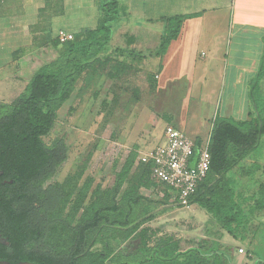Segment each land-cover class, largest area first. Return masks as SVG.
Here are the masks:
<instances>
[{"label":"trees","instance_id":"obj_1","mask_svg":"<svg viewBox=\"0 0 264 264\" xmlns=\"http://www.w3.org/2000/svg\"><path fill=\"white\" fill-rule=\"evenodd\" d=\"M99 9L95 28L74 33L64 43L49 38L56 57L34 72L11 104L0 105V180L6 181L5 198L19 203L18 212L10 213L20 216L17 229L40 232L50 264H233L235 248L221 243V234L212 237L205 231L194 241H183L174 235L156 236L157 230L147 226L150 201L142 190H163L165 203L169 194L151 179L153 165L138 159L136 146L127 151L119 169L113 164L109 187H92L88 179L79 184L84 164L62 181L56 179L67 159L66 145L58 139L47 146L42 138L53 128L57 111L81 76L96 66L111 64L120 72L133 62L163 55L178 36L182 22L190 18H161L163 31L157 48L141 53L109 46L115 24L124 17L120 0H100ZM263 77L264 46L249 93L253 105L250 119H214L208 142L210 168L189 200L190 206L197 205L230 236L249 223L240 203L242 196L235 191L228 172L264 136V101L257 87ZM257 194L253 214L264 209V186ZM111 241L118 242L116 249ZM252 264H264V260L255 256Z\"/></svg>","mask_w":264,"mask_h":264},{"label":"rangeland","instance_id":"obj_2","mask_svg":"<svg viewBox=\"0 0 264 264\" xmlns=\"http://www.w3.org/2000/svg\"><path fill=\"white\" fill-rule=\"evenodd\" d=\"M37 1L41 2V6L49 4V9L53 13L52 20L50 11L43 10L42 12V17L47 14L48 19L45 24L39 26L48 28V31H37V42H40L41 36L47 33L49 37H52L56 33L55 29L62 26V18L56 17H60L58 15L62 11L63 0ZM70 18L72 22L76 23L78 15L72 14ZM69 27L77 29L80 25L69 24ZM83 27V29L85 27L92 28L88 24ZM114 27L115 31L109 46L131 49L133 41H129L130 36H128L131 32L119 23ZM142 33L143 31L135 33L137 43L143 45L144 42V46L149 43L152 48L158 39L156 30L152 34L147 32L144 35L145 38H141ZM151 35L152 37H150ZM151 48L136 46L134 50L140 49L141 52L146 53L154 50ZM34 51L36 53L33 58H30L31 64L27 63L25 70L18 75L19 78L13 77L17 73L14 72V69L2 72L5 63L0 59V73L2 74L0 105H9L23 91L25 83L27 85L29 82L31 72L52 61L57 54L56 49L50 45L37 46L32 48V52ZM151 60L153 59L146 58L133 62L130 64V68L120 72H115L111 68V64L103 68L96 66L93 70L84 73L77 81L74 92L57 111L53 128L48 135L42 138L47 146H51L58 139H62L66 145L67 159L61 165L56 177L59 182L79 171L81 165L84 164L85 171L79 184L88 179L92 181V187L96 185H100L102 188L111 186L113 164L115 163L116 169H119L127 151L132 146L137 147L139 158L142 153L149 152L163 143L162 130L169 124H174L182 129L183 123L185 135L191 140L195 139L197 133H200L199 140L207 137L210 132L209 125H211L209 120L212 118L214 110L210 112V119L204 121L208 109H203L199 105L196 91L189 96V101L185 90L180 85L177 88L169 85L159 91L156 61ZM2 92H4V99ZM258 92L264 101V80ZM218 98L220 101L221 96L218 95L216 99ZM248 118L247 115L246 119ZM251 153L253 154L252 158L264 163V136L258 140L257 146ZM238 173V170L235 169L231 170L229 175L236 178ZM255 179L264 181V171L256 174L253 180ZM246 181L240 183L242 189L238 190L242 196L240 198L242 209L251 222L243 223L238 230L244 233L245 238L255 237V243L251 248L243 246L242 252H239V248L237 249L238 259L243 264L252 258L249 255L250 249L254 256L264 260V209L252 213L251 209H256L255 201L259 198L257 194L259 189L256 188L255 182L252 185H246ZM142 194L147 196L150 201L146 212L151 215V220L147 226L157 230L156 236L174 235L183 241H194L204 236L205 231L209 232L212 237L221 234L222 238L225 235L226 231L219 229L197 205L185 208L165 203L158 190L153 187L142 190ZM111 245L116 249L119 244L117 241H111ZM124 246L127 245H123L122 248ZM128 247L130 248V245Z\"/></svg>","mask_w":264,"mask_h":264},{"label":"crops","instance_id":"obj_3","mask_svg":"<svg viewBox=\"0 0 264 264\" xmlns=\"http://www.w3.org/2000/svg\"><path fill=\"white\" fill-rule=\"evenodd\" d=\"M99 2L100 0H63L62 11L58 15L60 17H56L62 18V26L55 29L56 33L52 37L46 33L37 42V31H48V28L39 26L48 19L47 14L46 19L42 17L43 10L50 11V18L53 20L49 4L41 6V2L37 0H0V59L5 63L1 71L14 69L17 73L13 77L19 78L18 75L25 70L27 63L31 64L30 58L36 53L32 52V48L51 46L48 40L57 38L58 32H64L70 40L72 34L84 30L83 26L87 24L92 28L85 29L95 28L101 14ZM120 7L124 17L119 24L131 32L128 35L129 41L134 42H131L133 49L129 50H134L136 46L151 48L149 43L145 46L144 42L143 45L138 44L135 33L143 31L141 38H145L147 32L152 34L156 30L158 39L151 48L155 50L163 31L161 18L190 16L182 22L178 36L170 42L163 55L148 57L153 59L151 61H156L159 91L169 85L174 88L180 85L185 90L188 101L189 96L196 91L199 105L208 109L204 121L210 119V112L214 110L209 120L211 125L216 117L236 122L248 121L251 110L253 111L249 98L250 88L257 75L264 46V0H120ZM72 14L78 15L76 23L80 27L77 29L69 27V24H76L71 21ZM137 52H141L140 49ZM1 77L0 73V80ZM263 80L264 77L258 81V90L261 89ZM218 95L221 96L220 101L219 98L216 99ZM169 125L185 134L183 123L182 129L174 124ZM199 134H195L192 141L196 144L209 142L210 132L205 139L200 140ZM251 152L231 169L238 170L239 178L231 177V171L228 172L238 193V189H242L240 183L246 180V185L255 182L258 189L264 186V181L253 180L256 174L264 171V163L252 158ZM254 238H245L244 233L238 230L235 236L225 232L220 242L235 248L233 264H243L238 259L237 249L243 246L251 248L255 243ZM249 252L252 258L246 264H252L255 259L252 249Z\"/></svg>","mask_w":264,"mask_h":264},{"label":"built area","instance_id":"obj_4","mask_svg":"<svg viewBox=\"0 0 264 264\" xmlns=\"http://www.w3.org/2000/svg\"><path fill=\"white\" fill-rule=\"evenodd\" d=\"M57 39L64 43L69 38L64 32H58ZM162 136L163 143L142 153L138 159L152 163L151 179L167 191L168 203L187 208L210 168L208 143L197 145L171 125L164 127ZM159 195L163 198L164 191H159Z\"/></svg>","mask_w":264,"mask_h":264},{"label":"flooded vegetation","instance_id":"obj_5","mask_svg":"<svg viewBox=\"0 0 264 264\" xmlns=\"http://www.w3.org/2000/svg\"><path fill=\"white\" fill-rule=\"evenodd\" d=\"M2 173L0 172V176ZM6 181L0 180V264H50L40 232L18 230V201L5 198Z\"/></svg>","mask_w":264,"mask_h":264}]
</instances>
